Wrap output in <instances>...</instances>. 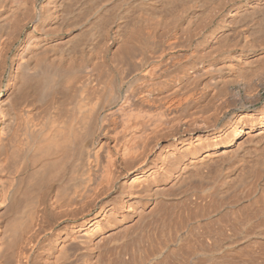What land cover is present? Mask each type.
Returning a JSON list of instances; mask_svg holds the SVG:
<instances>
[{
  "label": "bare ground",
  "instance_id": "1",
  "mask_svg": "<svg viewBox=\"0 0 264 264\" xmlns=\"http://www.w3.org/2000/svg\"><path fill=\"white\" fill-rule=\"evenodd\" d=\"M261 86L264 0H0V264L106 262L155 191L263 153Z\"/></svg>",
  "mask_w": 264,
  "mask_h": 264
},
{
  "label": "rangeland",
  "instance_id": "2",
  "mask_svg": "<svg viewBox=\"0 0 264 264\" xmlns=\"http://www.w3.org/2000/svg\"><path fill=\"white\" fill-rule=\"evenodd\" d=\"M242 94L243 93L241 92L240 99L242 98L241 102H244V95ZM256 96H260L261 100L253 105L249 102H245L244 105L246 108L254 109L256 107H259L262 102H264V86L257 88ZM238 106H240V104H238ZM233 111H237V109ZM262 152L263 153H259L257 156L254 155L250 158L248 157V160L247 158H245L244 162H241L243 164L240 163L242 166L237 167L239 170L236 168L238 171H227L221 175H214L212 173L211 175L212 169L209 168L211 169L209 172L207 171L209 173V175L207 173L209 177L204 173L202 174L205 176L204 180L206 181H204L203 178L200 177L202 178V182L200 181L201 179L199 177H196L195 181L200 179L198 182L194 183V178H191L189 179V181H185L184 183H182L183 185H181V183L180 185L178 184L179 187H177V185H174L176 186L174 188L171 183V186H168L167 184L163 189L159 190L160 194H158V190L155 191V199L152 200L148 208L144 211H141V213L139 212L138 214H140V216H137L134 219L135 221H131L119 227V229L121 228V231L119 229L118 231L122 233L127 232L128 236L130 234L129 238H127V240L125 239L126 242L124 240H120L123 241L125 248H123L122 250H118L117 248H115L113 252L116 254H112L113 252L111 251V257H109L110 252H106L107 256L104 253V255L101 257L103 261L107 260V257H109V259L103 263L101 262V260H99V263L120 264L123 261V263L121 264H177L178 262V264H258L261 261L260 253L262 250L264 251V161H262L264 151ZM256 163L260 165H256ZM212 176H217L215 178L218 179L215 180V178L213 179ZM231 176L234 179H232ZM170 187H172V189ZM168 192L171 193L169 194ZM165 194L166 196L168 195L169 197H171H165ZM172 196L175 198H173ZM159 200L162 202H160ZM158 206L160 208H158ZM149 215L150 217L146 218ZM132 222L134 223L133 225ZM130 224L131 226H129ZM122 228L124 230H127L123 231ZM130 228H132V230ZM259 229H261L262 231ZM134 231L137 233L135 234ZM251 233L253 234L252 237ZM134 235L138 237L135 236V238ZM254 235H259V237H255ZM247 237L249 238V240ZM252 239L255 240L252 241ZM259 240H262V242H260ZM167 241L170 243H168ZM138 242L140 244H138ZM160 242H162V244H164L165 246ZM115 243H117L118 245L121 244V242L116 241ZM133 243H136L137 246ZM148 244L149 246H147ZM127 245L129 248L127 247ZM159 247H161L160 250ZM116 250L117 252H115ZM123 250H125V252L128 254H126ZM170 250H172L171 253ZM211 250L214 254L211 252ZM159 251L160 254H156L159 253ZM224 251H226L227 253H224ZM228 252L230 254L229 256ZM118 253L119 257L116 256L118 255ZM251 257L253 258L251 259ZM119 258H122L123 260ZM119 260H121L120 263Z\"/></svg>",
  "mask_w": 264,
  "mask_h": 264
}]
</instances>
